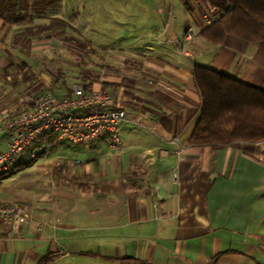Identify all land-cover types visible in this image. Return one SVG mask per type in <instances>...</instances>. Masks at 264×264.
<instances>
[{
	"label": "crops",
	"instance_id": "0c3cea01",
	"mask_svg": "<svg viewBox=\"0 0 264 264\" xmlns=\"http://www.w3.org/2000/svg\"><path fill=\"white\" fill-rule=\"evenodd\" d=\"M37 3L25 18L29 25H6L0 19V59H13L0 67V78H12L16 86L12 55L48 53L49 39L66 37L50 29L51 19L70 27L76 22L81 53L94 56L93 72L86 67V76L94 86L102 82L126 121L118 153H110L104 142L80 148L64 143L89 156L103 143L107 153L84 163L57 156L38 164L48 168L49 182L42 183L49 193L31 202L0 199L2 205L20 206L26 219L10 238L7 229L0 236L14 245L10 264H37L44 258L46 264H95L98 259L112 264H208L215 256L217 264H264V141L222 147L189 143L202 108L195 66L264 90V43L227 36L214 45L201 35L206 28L203 14L189 0H143L144 15L131 21L123 42L92 44L81 32L83 4L76 8L62 0L55 11L47 0ZM189 28L197 36L184 55L183 33ZM25 29L33 33L29 46L14 44L15 35ZM44 38L46 44H40ZM34 79L32 75L27 82ZM20 82L25 81L18 77L17 86ZM84 82L88 86L92 81ZM69 89L54 95L63 96ZM1 101L0 116L17 108L11 96ZM50 137L48 154L58 144ZM35 159L27 153L12 170L31 167ZM86 228L147 235L129 237L121 252L112 241V255L107 248L101 253L97 241L88 246L72 235Z\"/></svg>",
	"mask_w": 264,
	"mask_h": 264
},
{
	"label": "rangeland",
	"instance_id": "374dc122",
	"mask_svg": "<svg viewBox=\"0 0 264 264\" xmlns=\"http://www.w3.org/2000/svg\"><path fill=\"white\" fill-rule=\"evenodd\" d=\"M67 1H70V3H72V6H76V8L80 7L81 4L86 7V12L82 17L84 21L81 24V32L92 44L103 43L105 45V43H108V41L110 42L111 40L115 41V43L123 42L124 38H126L127 34L129 33L128 27L131 21L144 15L143 11L145 9V7L142 6L143 0ZM189 2L192 7L197 8L195 7L196 4L193 0H189ZM166 3L170 4V0H166ZM73 25L74 27H70L65 24L62 27L59 26L54 29L56 35L65 32L66 37L54 36L53 39H49V46L52 47H49L50 49L48 53L41 51L39 52V54L33 55H31V53H21L19 55L15 54V56L12 55L15 62L13 63L15 66L14 70H11L12 75L14 74V77L17 75L20 76L19 74L22 68L21 64L23 62H26L31 67L33 76H35V79L33 81L35 82H20L18 86L16 84V86H14L12 78H10L8 81L6 79L0 78V81H2L0 82V101L5 97L11 96L12 98H14L16 105H18L23 97L35 93L40 89H43L42 91L45 90V92L47 90L53 94L60 95L63 94L68 88H70L74 83L82 84L85 83L84 81L88 79L92 81L88 85L92 88H96L98 85H101L102 82H97L98 85L94 86L95 82L93 81V79L86 76V73L84 71L86 67H90V72H93L94 56L81 53L79 45L82 40L79 38L78 24L76 22H73ZM125 33L127 34L124 35ZM41 38L42 37L40 36V39ZM1 40L2 39H0V42ZM46 42L47 41L44 38L39 43L46 44ZM4 56L8 57V59H5ZM9 58L10 57L7 55H1L0 67L5 65L7 66V64L13 60H9ZM101 87L103 89H106L104 85H102ZM3 103L5 104V102H2L0 106L4 105ZM62 144L64 143L58 142V144L54 146L53 151H51L50 154H48L47 156H39L38 158H36V161L31 167H28L26 169H14L9 173L3 175L0 178V199H10L11 196H13L17 201L23 200L24 202H31V200H33L34 197L38 196L39 194L49 193L50 189H48L46 183H42L43 181L49 182L47 179L48 168L40 166L37 167L38 164L52 161L56 159L57 156H68L72 161H82L84 163L90 157H100L101 155L107 153V148L103 143H101L97 150L93 152L94 156H89L85 153H79L72 150L73 147L80 148V146L73 145V147H71L70 149L68 145L64 146ZM69 150H71V152ZM60 165L61 163L59 162V166ZM5 186H7L8 189H4ZM37 188H39V190ZM88 205L90 206V204ZM92 207L94 208V206ZM102 211H104V213H107V208L104 207ZM138 233H140V235H147V233L141 231L132 232L129 230H95L94 228H86V230L75 234L73 233L72 235L74 237L79 236L80 239L86 240L88 246L94 245L97 241L101 245V249L99 250L101 253L102 248H107L109 254L115 255L114 247H110L109 243L113 241V245L117 244L118 251L121 252L123 248L125 249L126 240ZM14 249L15 248L12 243L8 245L7 243L0 241V264L11 263V251H13ZM5 255H8V259H6ZM4 256L5 260L2 262V257ZM30 263L31 262L29 261L26 264ZM94 263L112 264L102 259H98L94 261ZM49 264H63V262H51Z\"/></svg>",
	"mask_w": 264,
	"mask_h": 264
},
{
	"label": "trees",
	"instance_id": "16d2710c",
	"mask_svg": "<svg viewBox=\"0 0 264 264\" xmlns=\"http://www.w3.org/2000/svg\"><path fill=\"white\" fill-rule=\"evenodd\" d=\"M47 1V6L56 11L62 0ZM195 1L199 11L203 15L208 13L212 20L201 34L208 42L219 45L227 36H234L250 44L264 43V0ZM37 2L0 0V19L6 25H29L25 18L30 10L36 11ZM65 24L54 18L50 20V29ZM19 33L14 37V44L28 47L32 31L25 29ZM21 67L20 76L14 77L16 85L18 77L27 82L33 75L26 62ZM194 81L200 92L202 108L190 144L222 147L238 141H264V90L244 85L203 66H195ZM49 139L52 141L51 137ZM46 260L44 258L37 264H46ZM217 261L218 256H215L208 264H217Z\"/></svg>",
	"mask_w": 264,
	"mask_h": 264
},
{
	"label": "built area",
	"instance_id": "2783aa9c",
	"mask_svg": "<svg viewBox=\"0 0 264 264\" xmlns=\"http://www.w3.org/2000/svg\"><path fill=\"white\" fill-rule=\"evenodd\" d=\"M205 26L212 20L202 15ZM197 33L189 28L183 33L182 54ZM126 121L124 110L117 107L109 93L98 85L89 87L74 83L69 92L56 96L49 91L23 97L14 111L0 116V178L27 153L31 159L46 156L55 142L85 146L104 142L110 153L116 154L122 146L121 128ZM59 166V162H56ZM22 220H26L18 205L0 204V236L6 237Z\"/></svg>",
	"mask_w": 264,
	"mask_h": 264
}]
</instances>
